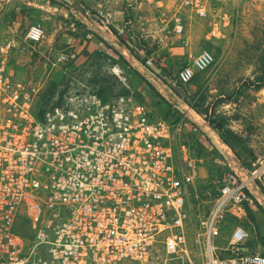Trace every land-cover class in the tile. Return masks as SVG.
<instances>
[{"label": "built area", "instance_id": "built-area-1", "mask_svg": "<svg viewBox=\"0 0 264 264\" xmlns=\"http://www.w3.org/2000/svg\"><path fill=\"white\" fill-rule=\"evenodd\" d=\"M139 1L96 0L103 14L114 7L128 12ZM222 1L171 0L170 8L157 1L159 43L189 48L186 21L207 18ZM44 38L39 23L25 36L32 45ZM13 47L8 40L0 48V264H196L193 246L200 264H264V254L246 251L250 234L241 226L232 229L225 247L215 243L228 215L244 216V204L253 206V178L236 172H224L190 244V189L204 159L181 117L166 119L128 85L138 65L154 87V80L162 87L159 93L175 95L213 64L212 52L189 53L166 83L154 70L162 47L157 56L142 49L144 57L132 56V70L123 61L112 65L129 93L109 97L94 86L90 72L67 73L77 54L61 53L57 60L70 77L44 99L43 85L9 71ZM21 223L25 233L17 232Z\"/></svg>", "mask_w": 264, "mask_h": 264}, {"label": "rangeland", "instance_id": "rangeland-1", "mask_svg": "<svg viewBox=\"0 0 264 264\" xmlns=\"http://www.w3.org/2000/svg\"><path fill=\"white\" fill-rule=\"evenodd\" d=\"M157 1L160 0H141L135 8L123 13L118 7L108 9L106 16L101 17L106 32V39L99 38L102 49L95 50L84 60L79 56L86 52L89 42L86 36L69 39L66 44L59 40V44L53 46L43 42L45 38L37 45L25 40L28 28L34 23L42 25L45 37L47 31H54L60 23L63 24L61 31L65 32L64 24L70 19L77 30L84 31L86 25L80 18L52 14L46 9V5L52 4L69 9L70 0H0V48L8 40L14 42L9 71L17 79L43 85L44 99L55 96L70 77L66 74L72 70L77 75L90 72L94 86L107 97L129 93L111 72V67L118 60L125 62L131 70V66L136 65L132 56L138 53L121 38L127 32H140L139 44L147 56L156 55L154 51L163 46L158 39L161 22ZM161 1L168 8L172 5L171 0ZM75 4L74 10L83 11L79 2ZM214 26L216 33H213ZM186 37L190 40L189 48L172 45L180 57L166 54L162 80L166 83L173 80L177 70L188 62L189 53L209 50L214 55L213 64L197 74L191 84L176 88L175 95L159 93L156 88L161 90L162 87L158 82L154 80V87L149 76L144 77L136 65L133 68L136 75L130 77L128 85L146 106L153 107L161 115L166 113L171 120L181 117L192 132L190 142L193 140L199 156L204 159L199 178L190 189V244L193 246L196 222L214 205L224 172H236L244 179L253 178L252 216L247 211L241 217L228 215L215 243L225 247L232 229L241 226L250 234L246 251L264 254V0L218 2L205 19L191 15L186 21ZM69 51H74L77 59L67 63L69 70L66 73V67L57 59L61 53ZM158 54L156 63L161 64L163 54ZM209 137L220 144L228 159L213 147ZM16 229L18 233H25L22 223ZM192 251L194 262H203L199 248L193 246Z\"/></svg>", "mask_w": 264, "mask_h": 264}, {"label": "crops", "instance_id": "crops-1", "mask_svg": "<svg viewBox=\"0 0 264 264\" xmlns=\"http://www.w3.org/2000/svg\"><path fill=\"white\" fill-rule=\"evenodd\" d=\"M75 1L79 2V6L83 8V11L74 10L75 9L74 7H76ZM68 6L69 9H67L66 7H60V6L58 7L56 4H52V5H46V9H48L52 14L63 15L64 17L73 16L76 19L80 18L81 21L86 25V29L80 32L79 30H77L78 28H75V23L70 19L67 20L66 23L64 24L65 29H67L65 32L61 31L63 29V24L60 23L54 31L51 30L47 31L45 41L43 42L53 46L55 44L58 45L60 41H62L63 44H66L70 42L69 39H74V38L80 39L86 36L87 39H89L88 45L86 47V52L82 53L79 56V59L87 60L92 56L95 50L102 49L101 45L103 43L99 40V38L103 37V39H106L105 36L106 32L104 30L105 26L103 25L105 21L102 19L104 15L103 10L97 4L96 0H74V1L70 0V2H68ZM92 12H95V15H93ZM51 17L52 16L50 15V18ZM69 31H71V33ZM75 33L76 35H74ZM139 34L140 32L138 30L135 33L127 32L126 34L122 35L121 38L130 47H132L138 53V55L144 57L145 55H143L142 48L139 44V39H140ZM162 53H163L162 63L160 64V66H156L154 68V70L157 71L158 73L162 71V68H166V54L169 55V57L178 56V52L175 47L166 48L165 44L162 46ZM178 57H180V55ZM144 77H147V75L144 74Z\"/></svg>", "mask_w": 264, "mask_h": 264}, {"label": "water", "instance_id": "water-1", "mask_svg": "<svg viewBox=\"0 0 264 264\" xmlns=\"http://www.w3.org/2000/svg\"><path fill=\"white\" fill-rule=\"evenodd\" d=\"M209 140L211 142V144L213 145V147L225 158L228 159V156L226 155L224 149L220 146V144L214 140L213 138L209 137Z\"/></svg>", "mask_w": 264, "mask_h": 264}, {"label": "trees", "instance_id": "trees-1", "mask_svg": "<svg viewBox=\"0 0 264 264\" xmlns=\"http://www.w3.org/2000/svg\"><path fill=\"white\" fill-rule=\"evenodd\" d=\"M133 55H135V54H133ZM136 57H139L138 55H135ZM102 92V91H101ZM163 116L166 118V119H169V116L166 114V113H164L163 114ZM177 117V116H176ZM180 118L179 117H177L176 118V120H179ZM212 123V122H211ZM244 207H245V211H247L248 212V214L250 215V216H252V208L247 204V203H245L244 204Z\"/></svg>", "mask_w": 264, "mask_h": 264}]
</instances>
